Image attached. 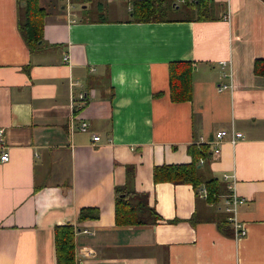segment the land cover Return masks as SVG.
Wrapping results in <instances>:
<instances>
[{"label": "crops", "instance_id": "0c3cea01", "mask_svg": "<svg viewBox=\"0 0 264 264\" xmlns=\"http://www.w3.org/2000/svg\"><path fill=\"white\" fill-rule=\"evenodd\" d=\"M135 1L91 16L104 0H38L42 37L29 48L23 0H0V264H56L65 224L78 226L74 264H264V0L145 22L132 19ZM178 62L191 64V97L174 102ZM193 144L206 146L198 171L216 181L215 200L204 185L153 179L155 166L190 162ZM224 174L244 198L240 238ZM116 187L145 193L158 219L116 224ZM81 209L98 216L78 221Z\"/></svg>", "mask_w": 264, "mask_h": 264}, {"label": "trees", "instance_id": "16d2710c", "mask_svg": "<svg viewBox=\"0 0 264 264\" xmlns=\"http://www.w3.org/2000/svg\"><path fill=\"white\" fill-rule=\"evenodd\" d=\"M213 0H136L132 11L135 21H156L171 18L175 14H165V9L179 11L177 15L184 20H204L212 15ZM183 8V10H179ZM43 11L38 0H23L19 28L22 37L29 48H32L42 37ZM254 71L264 75V58L255 61ZM170 98L174 102L186 101L191 97V64L189 62L171 63L169 69ZM205 145H190L191 161L188 163L163 164L153 169L155 182L170 181L173 183H188L198 192L201 185L207 189L206 198L215 200L214 194L218 185L214 179H202L198 171L199 158L207 154ZM115 222L118 225H139L153 223L158 219L155 209L148 204L145 193L126 191L124 188H115ZM97 210L81 209L78 221L87 218H96ZM78 226L69 224L58 225L54 228V245L56 264H74V235Z\"/></svg>", "mask_w": 264, "mask_h": 264}, {"label": "built area", "instance_id": "2783aa9c", "mask_svg": "<svg viewBox=\"0 0 264 264\" xmlns=\"http://www.w3.org/2000/svg\"><path fill=\"white\" fill-rule=\"evenodd\" d=\"M178 3H182L184 2V0H176ZM222 64V66H225L226 61H221L220 62ZM86 127L85 123H82V129H84ZM226 135V131L225 130H221L220 132H218L217 134V142H220L224 136ZM242 137V133L239 131H235V130H231V135L229 137V141L232 144H235L240 138ZM94 140H98L99 136L94 135L93 136ZM214 152L218 153L219 149L218 146H216L214 148ZM0 159L2 161H7L9 159V155L8 152L4 151L1 156ZM224 179L229 180L228 184H227V188H228V192L227 194L224 196L223 199V210L226 213V218L227 221L231 224L232 229H233V235L235 238H240L242 236H244L246 234V229L244 227V225L238 220L236 213H237V208L239 206V204L241 202L244 201V198L241 197L235 189V180L232 174H224L223 176Z\"/></svg>", "mask_w": 264, "mask_h": 264}, {"label": "rangeland", "instance_id": "374dc122", "mask_svg": "<svg viewBox=\"0 0 264 264\" xmlns=\"http://www.w3.org/2000/svg\"><path fill=\"white\" fill-rule=\"evenodd\" d=\"M104 3H105V5H104V9H103V11L95 10L94 12L90 13V15H91V16H97L98 14H101V15H109V16H110V14H108V12L105 11V10L108 9V6H109V8L112 7V6L106 4V0H104ZM131 4H132V3H129V2L127 3V8H126V12H127V13H128V10H129V7L131 6ZM171 9H172V8H171ZM171 9L166 8V9H165V14L170 15V14H175V13H178V12H179V11H175V10H171ZM179 10L181 11V10H183V8H181V9H179ZM223 211H224V210H223Z\"/></svg>", "mask_w": 264, "mask_h": 264}]
</instances>
